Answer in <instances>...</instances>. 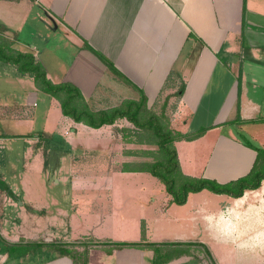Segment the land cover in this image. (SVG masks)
I'll return each mask as SVG.
<instances>
[{
  "label": "crops",
  "instance_id": "0c3cea01",
  "mask_svg": "<svg viewBox=\"0 0 264 264\" xmlns=\"http://www.w3.org/2000/svg\"><path fill=\"white\" fill-rule=\"evenodd\" d=\"M0 4L8 9H23L26 18L30 17L33 22L38 18L39 24L54 23L55 29H49L61 32L60 43L64 45L61 49L57 47L59 52L53 50L52 55L47 54L42 61L39 54L44 48L23 49L19 47V38L15 49L33 54L52 83L77 87L92 111H110L128 102H140L145 96L147 108L152 111L160 103L162 107L167 102L174 105L173 121L184 136L204 130L196 139L175 143L185 176L226 184L251 172L257 152L235 134L245 122L264 120V0H0ZM0 21L19 37L14 25L1 16ZM85 43L111 61L121 76L113 73ZM28 77L19 76L17 80L21 85H28L29 91L25 97L27 103L17 105L21 111L16 118L18 124L28 123L33 127L41 120L39 130L42 128L43 134H47L45 138L58 139L52 136L56 133L62 136L61 142L73 145L76 150L109 151L113 160H123L125 164L136 157L138 151L133 149L146 148L147 143L133 131L137 128L127 119L93 129L64 116L59 102L49 95L40 115L31 111L29 108L38 106L41 91L31 77L32 80L26 79ZM238 105L240 121L234 123ZM37 171H23L19 175L26 202L16 203L4 193L0 196V243L3 246L2 241L9 245H28L26 242L36 241L39 232L36 225L64 222L59 217L66 214L60 209L57 215L47 211V214L41 212L45 216L37 217V209L50 208L55 201L52 199L50 205L46 202L44 182H39L35 175L43 171ZM86 173L79 174L72 168L73 184L86 179L82 177ZM144 174L147 173L122 169L106 174L98 169L97 174L88 175H94L91 181L98 192L105 188L115 193L117 188L112 185L115 178ZM263 183L259 189L246 191L240 198L212 194L208 190L192 193L184 205L173 203L165 192L155 215V224L162 225L163 232L167 233L162 241L191 243L210 239L215 245L207 244L212 251L218 247L213 251L216 256L219 252L230 255L229 258L253 255L257 259L255 264H262L258 257L264 248V229L256 228L264 225ZM8 189L14 196L21 192L13 186ZM37 192L44 198L36 195ZM254 197L257 200L252 199ZM16 204L29 205L32 211L25 214ZM77 210L75 208L69 216L71 240L78 238L71 225ZM115 218L124 224L128 221L125 214L115 209L102 221ZM142 224L148 235L147 219L142 218ZM48 231L49 228L43 235L49 234ZM22 235L26 239L24 244H21ZM239 239L243 240L238 244L239 249L232 248L231 241ZM110 242L151 244L124 238ZM34 243L41 242H29ZM102 249L97 246L89 250L88 264H109L110 259L114 264H154L156 257L148 247L112 249L109 254ZM189 252L191 250L164 259L163 264H197L191 261ZM46 253L45 248L31 249L23 256L10 257L5 247V251L0 252V264H75L72 258L60 253L41 258ZM161 253L165 255L166 250ZM223 264L237 263L225 260Z\"/></svg>",
  "mask_w": 264,
  "mask_h": 264
},
{
  "label": "rangeland",
  "instance_id": "374dc122",
  "mask_svg": "<svg viewBox=\"0 0 264 264\" xmlns=\"http://www.w3.org/2000/svg\"><path fill=\"white\" fill-rule=\"evenodd\" d=\"M26 15L23 9H14V7L8 9V7L5 8L4 5L0 4V16L2 19L14 25L13 28L19 32L18 37L16 31L9 30L7 27L8 30L3 31L2 38L12 42L13 48H15L14 45L17 43L18 38L21 41L19 47L23 49L24 47H29L33 51V46L44 48L39 56L42 61H45L47 54L50 56L53 50L57 53L59 52L58 49L64 47L60 43L61 32L57 30L53 31L55 29L54 23L52 25L39 24L38 18L33 19V22L30 17L29 19L26 18ZM0 24L6 27L2 21H0ZM49 27L53 29H49ZM17 74L16 67L0 61V180L4 181L7 186L17 187L21 191L14 196L9 189L0 190V196L4 193L7 199L13 200L16 203L18 201L26 202L27 199L25 193H23V184L19 175L23 171L34 170V172H39L37 170H41L43 173H35V175L39 178V182L45 183L42 185L46 188V191H44L46 202L50 205L52 199L55 201L51 204L50 208L37 209V217H42L43 213L47 214V211L57 215V209L66 214L65 217L63 215L59 217L64 221L63 223H49V225L46 223L47 226L36 225L39 230L38 235L35 237L36 241L26 242V239L23 237L24 235H22L21 244L25 242L28 244L29 242L46 243L47 245H43L44 247L40 248H45L48 251L46 256H43L45 254L42 255L43 257L41 258L43 259H45L44 257L50 258L52 255H58V249H67L77 255H82L83 259L86 249L89 250L97 247V243L110 242L111 239L124 238L126 241L154 242L157 244L167 242L162 241V239H165L164 237H167V233L163 232V226L155 224L156 212L159 210L166 194L164 185L158 179L148 173L141 177H117L112 182L113 187L117 188L115 193L105 191V188L98 192L97 188L93 187L94 182H92L94 180L92 176L98 173V169L100 173L108 174L113 169L119 172L120 169L124 170L125 167L141 168L146 163L160 161L163 155L160 152L159 146L155 143L157 139L153 137L152 131L133 129L147 143V146L144 149L141 147L133 149L134 152L138 151L134 155L136 157L133 158L132 162L126 164L123 163V160H113V154L109 153V151H83L80 148L76 150L77 148L73 147V145L61 142L60 138L62 136L59 137L56 133L52 134V136H57L56 138L58 139L45 138L44 136H47V134H43L42 128L39 130L41 120L37 123L35 122L33 127L28 123L18 124L17 122L16 118L21 113L17 105L20 103L25 105L27 103L25 97H27V93L29 92L28 85H21L17 82L20 76L18 74L19 76L17 77ZM26 79L32 80L30 77ZM38 94V106L29 109L33 112H38L40 115L45 109L49 96L43 92H39ZM162 104L160 103L156 106L154 112L161 117L160 123L163 125L164 130L170 131L173 136L182 134L177 128L178 125L173 121L172 111L174 110V105L167 102L162 107ZM18 133L24 135H18ZM7 136L17 137L6 138ZM235 136L245 144L264 149V120L245 122L241 130L239 132L236 131ZM72 168L79 172V174H82L83 171L87 172L86 175L82 176L87 177L86 179H82L86 182L78 180L77 184H73L75 177H72ZM91 172H94V175L90 177L88 174H91ZM36 195L40 196L41 199L44 198L40 192H37ZM110 195L111 199L109 198ZM249 196L251 197L252 195H248V199L250 200ZM40 197H37V199L41 200ZM252 199H255V197ZM0 201H2L1 197ZM16 206L22 207V212L25 214H29L32 211V208L28 207L29 205L19 206L16 204ZM75 208H78V210L71 225L78 238L71 240L68 221H70L69 216L74 213ZM113 209H115V212L118 211L125 214L128 218L127 223L124 224L120 219L117 220V218L113 221H109L108 219L102 221V218L106 215L108 216ZM5 216L7 217V215ZM142 218L147 219L149 227L148 235L145 225H141ZM48 228L50 230L48 231L49 234L44 236L43 232L48 230ZM256 229H264V225ZM146 235L149 237V240L146 238ZM242 238L244 237L241 236ZM241 239H239L240 241H231L232 248L239 249L238 244H242L243 242ZM202 242L205 245L201 244ZM202 242L194 241L188 243L189 245L185 247H181L184 251L191 250V253L189 252V255L191 254V261L197 264H223L225 260H229V262L235 261L237 264L257 263V259L250 254L249 257L229 258L230 255L227 254L225 256L223 252H219V256H216L213 254V251L215 252L218 247L212 251L209 245H207L210 244L211 247L215 246L212 240L207 239ZM53 245L54 247H52ZM99 247L103 248L102 250L106 254L110 253V250H107L108 248L114 249L111 246L100 245ZM175 247L173 246V248ZM167 249H170V247ZM1 251L4 252L5 247L0 243ZM259 252L258 258L264 264V248ZM79 261L82 262L81 258ZM113 262L112 259L109 260V264H114Z\"/></svg>",
  "mask_w": 264,
  "mask_h": 264
},
{
  "label": "trees",
  "instance_id": "16d2710c",
  "mask_svg": "<svg viewBox=\"0 0 264 264\" xmlns=\"http://www.w3.org/2000/svg\"><path fill=\"white\" fill-rule=\"evenodd\" d=\"M0 28H3L0 29V61L16 67L20 76L31 77L39 91L51 96L59 102L64 116L71 118L76 123H83L93 129H100L104 126L113 125L119 119H127L129 122L134 124L139 131H152L153 137L157 139L155 143L159 146L160 152L163 155L162 159L157 162L146 163L142 165L141 168H133L132 166H129L124 168V170L132 172H146L157 178L158 181L164 185L166 192L171 196L173 203L177 205H184L186 204L190 194L199 193L203 190H208L218 195H228L233 198H240L246 191L256 190L261 187L262 182L264 181V149H259L247 144L248 147L257 152V159L251 172L235 181L221 184L216 180L185 176L180 167L175 143L184 139H196L204 133V130L194 134L193 136H184L182 134H176L177 136H173L170 131L164 130L163 125L160 123L161 117L154 111L147 108V99L145 96L142 97L140 102H128L124 107L116 108L110 111H92L77 87L69 83H52L48 79L44 67L36 60L35 56L31 53H24L13 48L12 42L2 38L3 31L8 30L7 27L0 24ZM85 46L94 52L113 73L121 76L111 61L90 48L87 43H85ZM183 90L184 88L181 89V92H183ZM179 95H181V93H179ZM239 121L240 116L238 105L237 119L234 123H239ZM16 137L17 136H7L6 138ZM0 190H8V186L2 180H0ZM2 243H4V246L8 248L10 257L16 254H18V256H23L31 249L36 250L44 247V244L42 243L28 245H9L4 241H2ZM96 245L111 246L114 247V249H143L148 247L156 254L154 264H163L164 259L173 257V255L179 256L186 253V251H184L181 247H185L189 244L105 242L97 243ZM173 246L176 247L173 248ZM52 247H54V245ZM169 247L170 249H167ZM163 249L166 250L165 255L161 253ZM89 250L86 249L83 259L82 255H77L67 249H58L57 251L62 255L72 258L75 264H88ZM107 250H110V252L112 251L110 248ZM80 258L82 262L79 261Z\"/></svg>",
  "mask_w": 264,
  "mask_h": 264
}]
</instances>
